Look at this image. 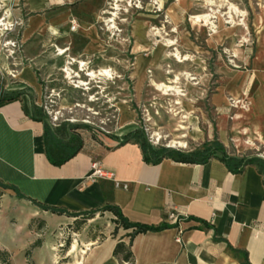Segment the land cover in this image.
Wrapping results in <instances>:
<instances>
[{
	"label": "rangeland",
	"instance_id": "rangeland-1",
	"mask_svg": "<svg viewBox=\"0 0 264 264\" xmlns=\"http://www.w3.org/2000/svg\"><path fill=\"white\" fill-rule=\"evenodd\" d=\"M117 1L75 4L74 10L96 35L91 53H85L88 41L80 32V20L60 37L44 41L46 60L37 71L40 112L59 135H78L84 150H94L107 138L123 139L132 129L142 128L154 147L192 152L219 140L222 128L229 154L263 157L264 133L262 138L253 136L254 146L235 145L233 140L245 139L240 131L252 125L240 120L236 133L234 117L250 114L251 95L264 88V0H159L161 7L154 0ZM27 14L24 0L0 1V20H6L0 27L4 84H9L7 74L15 75L20 67ZM203 15L210 16L207 22L194 19ZM60 49L65 53L60 55ZM101 70L109 71L108 76L98 75ZM89 72H96L95 78ZM153 83L176 87L178 93L163 94ZM220 93L227 101L216 107L212 98ZM179 124L187 129L176 132ZM175 139L187 148L170 147ZM3 215L0 250L10 254L12 264H66L74 243L77 252L86 251L84 237L113 224L99 216L90 227L82 218L69 235L50 239L30 236L26 230L12 234L13 221L7 226L10 219L5 221Z\"/></svg>",
	"mask_w": 264,
	"mask_h": 264
},
{
	"label": "crops",
	"instance_id": "crops-1",
	"mask_svg": "<svg viewBox=\"0 0 264 264\" xmlns=\"http://www.w3.org/2000/svg\"><path fill=\"white\" fill-rule=\"evenodd\" d=\"M24 1L28 14L21 35L20 67L15 77L7 74L9 84H4V76L0 78V96L21 92L18 99L0 105V182L14 188L0 187V213L4 212L5 221L10 219L7 226L13 221L12 234L26 230L30 236L44 234L50 239L65 232L69 235L83 214L111 204L130 224L159 230L140 234L130 243L132 230L119 227L115 233L114 214L98 213L87 219L90 227L99 216L113 221L112 226L85 236L86 251L76 249L70 254V249L66 264H244L242 254L249 264H264V173L257 166L248 165L233 174L218 159L206 164L171 159L148 164L137 144L121 145V138H107L59 167L48 161L37 72L46 60L44 41L60 37L80 20V32L88 41L85 53H91L96 35L83 14L72 7L83 0ZM251 96L254 105L248 117L238 114L234 120L235 126L240 120L252 121V125L242 127L240 133L246 138H235V145L254 146L253 136L263 137L264 88ZM226 101L222 93L212 98L216 107ZM219 131L218 141L227 150L226 132ZM94 162L100 163L106 178L91 177ZM39 205L64 213L54 214ZM171 212L178 215L177 222L170 220ZM120 242L130 246L131 263L114 256Z\"/></svg>",
	"mask_w": 264,
	"mask_h": 264
},
{
	"label": "trees",
	"instance_id": "trees-1",
	"mask_svg": "<svg viewBox=\"0 0 264 264\" xmlns=\"http://www.w3.org/2000/svg\"><path fill=\"white\" fill-rule=\"evenodd\" d=\"M73 5L72 7H74ZM21 92L15 94H6L4 96H0V105L4 103H8L14 101L19 98ZM39 115L42 118V121L45 124L44 128V144L46 150V156L48 161L54 166H62L71 159H73L76 155L84 150L82 139L75 134H71L68 139H63L57 130H55L50 123L48 122V118L42 116L40 110ZM121 145L126 143H134L137 144L143 154L144 161L148 164L157 165L160 164L164 159H171L175 162L185 163V164H206L211 159L220 160L227 169L233 174L241 173L244 168L248 165L257 166L262 173H264V160L257 157H237L231 156L223 144H221L218 140H214L211 143L205 144L201 149L195 150L192 152H184L179 150H174L165 147H154L152 143L149 141L147 133L142 128H135L128 132L124 138L121 140ZM0 187L2 189H14L11 186H7L0 182ZM2 192L0 191V197L2 196ZM44 210L51 211L54 214L63 215L62 210H57L53 208H48L45 206L39 205ZM101 212H110L113 213L116 217L114 221L117 224L115 229V233L119 227H122L124 230H132V233L129 235L130 243H132L133 239L140 234H144L147 232H156L159 229L144 227L140 225L130 224L122 217L118 208L115 206L108 204L102 210L92 211L87 214H83V219H91L94 218L98 213ZM240 254L241 252H236ZM28 253V257H29ZM245 256V263L249 264L246 254H242ZM114 256L116 258H120L122 261L131 263L133 261V254L130 250V246H127L125 243L120 242L114 251ZM0 264H12L10 260V254L6 250H0Z\"/></svg>",
	"mask_w": 264,
	"mask_h": 264
},
{
	"label": "bare ground",
	"instance_id": "bare-ground-1",
	"mask_svg": "<svg viewBox=\"0 0 264 264\" xmlns=\"http://www.w3.org/2000/svg\"><path fill=\"white\" fill-rule=\"evenodd\" d=\"M0 1H2V0H0ZM120 1H122V0H118L117 2H120ZM153 1V0H152ZM154 2H155V4L157 5V6H159V7H161L162 6V4L159 2V0H154ZM209 18H210V16H208V15H203V16H196V17H194V19L195 20H197V22H202V21H208L209 20ZM5 22V20L4 19H2V20H0V27H3V26H5L6 25V23H4ZM109 23H113V21L110 19L109 21H108ZM10 24V23H9ZM8 24V25H9ZM207 25V24H206ZM6 28V27H5ZM10 43H8V45H9ZM65 53V51L64 50H60V54H64ZM178 57V56H177ZM186 60V59H185ZM184 61V60H183ZM81 66L82 67H84L85 66V64L84 63H82L81 62ZM72 72V71H71ZM108 73H109V71H106V70H101L100 71V75L101 76H108ZM88 75H89V77H92V78H95V73L94 72H89L88 73ZM154 84V83H153ZM155 86H156V88L158 89V90H160V91H162V93L163 94H169V93H171V92H173V93H175V94H177L178 93V89L176 88V87H168V86H161V85H157V84H154ZM177 105H179V104H177ZM173 111V110H172ZM175 112V111H174ZM182 119H187V117H182ZM182 124H183V122H182ZM187 128L185 127V126H183V125H181V124H179V126H177V130H176V132H179V133H181L182 131H184V130H186ZM154 137H156L157 139H161V137H160V135L159 134H154ZM186 136L185 135H183V136H180V137H178L177 139H183V138H185ZM170 147H172V148H182V149H185V148H187V145H186V143L185 142H183V141H178V140H173V141H171V145H170ZM76 249H77V246H76V244L74 243L73 244V246H72V248H71V252H70V254H74L75 252H76Z\"/></svg>",
	"mask_w": 264,
	"mask_h": 264
},
{
	"label": "built area",
	"instance_id": "built-area-1",
	"mask_svg": "<svg viewBox=\"0 0 264 264\" xmlns=\"http://www.w3.org/2000/svg\"><path fill=\"white\" fill-rule=\"evenodd\" d=\"M73 25H76L75 22H73ZM1 72V71H0ZM3 76V75H2ZM13 77H15L14 75H12ZM243 108H245V106L243 105ZM46 110H48V108L46 107ZM91 177L93 179H103L107 177L106 172L104 171V169L101 167L99 162H94V164L92 165V173H91ZM170 220L177 222L178 221V215L175 212H171L170 213Z\"/></svg>",
	"mask_w": 264,
	"mask_h": 264
}]
</instances>
